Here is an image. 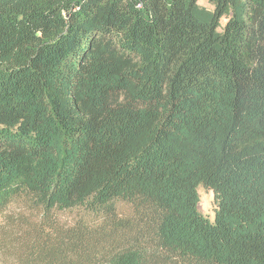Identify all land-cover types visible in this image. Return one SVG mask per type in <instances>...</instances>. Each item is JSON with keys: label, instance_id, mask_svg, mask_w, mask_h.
<instances>
[{"label": "trees", "instance_id": "obj_1", "mask_svg": "<svg viewBox=\"0 0 264 264\" xmlns=\"http://www.w3.org/2000/svg\"><path fill=\"white\" fill-rule=\"evenodd\" d=\"M210 1L0 0V213L43 219L13 264H264V0Z\"/></svg>", "mask_w": 264, "mask_h": 264}, {"label": "rangeland", "instance_id": "obj_2", "mask_svg": "<svg viewBox=\"0 0 264 264\" xmlns=\"http://www.w3.org/2000/svg\"><path fill=\"white\" fill-rule=\"evenodd\" d=\"M199 4L210 10L214 8L210 0H199ZM226 21L227 18L225 17L221 19V27L219 30L223 29ZM198 192L200 197L198 204L199 210L213 219L215 214L214 192L203 185L199 186ZM117 208L122 217L135 216V212L132 211V206L129 204L120 202ZM84 216H86L85 218L91 227L105 222L101 221V218L87 215V212L79 208L55 213L57 222L63 227L73 226ZM39 220H43L40 212L35 209H30L21 200L15 201L5 211L0 213V242H3L7 251V256H4L2 251L0 252V264H13L16 262L15 257L11 256L13 254L11 249L17 254L20 251H24L25 247L23 246L22 239L24 238L25 230L28 228V224H36Z\"/></svg>", "mask_w": 264, "mask_h": 264}]
</instances>
